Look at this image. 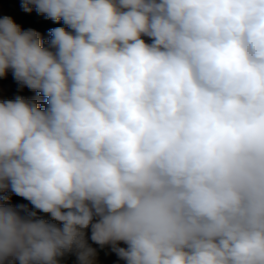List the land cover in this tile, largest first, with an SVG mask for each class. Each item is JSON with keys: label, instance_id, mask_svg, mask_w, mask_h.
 <instances>
[{"label": "clouds", "instance_id": "9594fccd", "mask_svg": "<svg viewBox=\"0 0 264 264\" xmlns=\"http://www.w3.org/2000/svg\"><path fill=\"white\" fill-rule=\"evenodd\" d=\"M22 7L67 29L0 18V76L46 98L0 101V264H96L89 228L126 264H264V0Z\"/></svg>", "mask_w": 264, "mask_h": 264}, {"label": "rangeland", "instance_id": "374dc122", "mask_svg": "<svg viewBox=\"0 0 264 264\" xmlns=\"http://www.w3.org/2000/svg\"><path fill=\"white\" fill-rule=\"evenodd\" d=\"M23 0H0V18L4 16H9L20 25L23 30L34 29L36 30L41 38L47 42L50 37V30L56 27L67 26L63 21H52L47 19L46 16L38 13L33 9L31 12H25L22 7ZM70 30V29H68ZM18 96H23L30 100H37L40 102L41 107L45 105L43 101L46 99L39 95L38 92L33 91L26 86H21L13 77L11 70H9L7 76H0V101L3 100H15ZM11 196V200L8 202L12 206H17L21 204H26L29 208H33L29 201L23 197L17 196L14 193H7ZM3 195V193H0ZM33 210L38 212L39 217L48 219L51 221L49 214L39 212L33 208ZM55 222V221H53ZM59 223V222H56ZM87 233L88 243L96 249V264H126L125 261L121 260L115 252L111 250V246L101 247L91 241V229L85 230ZM121 247H126V245L121 242ZM60 264H78L77 257L74 253H68L60 258Z\"/></svg>", "mask_w": 264, "mask_h": 264}]
</instances>
